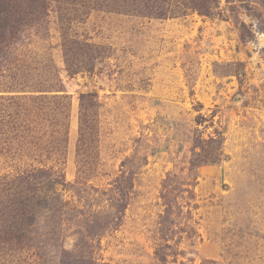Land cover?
<instances>
[{
    "label": "rangeland",
    "instance_id": "374dc122",
    "mask_svg": "<svg viewBox=\"0 0 264 264\" xmlns=\"http://www.w3.org/2000/svg\"><path fill=\"white\" fill-rule=\"evenodd\" d=\"M0 2V264H264V0Z\"/></svg>",
    "mask_w": 264,
    "mask_h": 264
},
{
    "label": "trees",
    "instance_id": "16d2710c",
    "mask_svg": "<svg viewBox=\"0 0 264 264\" xmlns=\"http://www.w3.org/2000/svg\"><path fill=\"white\" fill-rule=\"evenodd\" d=\"M197 2L196 3H193V4H191L192 6L191 7H193V8H196V9H198L199 11H205L204 9L206 8V7H204L203 8V3H206V0L202 3H199V0H196ZM4 3H5V1H4ZM0 15H3L4 14V12H5V10L4 9H2L3 8V6H2V4H1V2H0ZM157 15H159V16H163V15H165V13H158ZM12 116H13V114H6V118L7 117H9V118H12ZM0 119H1V121L3 120V116L2 115H0ZM1 124V123H0Z\"/></svg>",
    "mask_w": 264,
    "mask_h": 264
}]
</instances>
